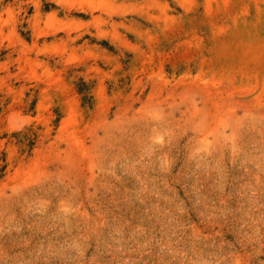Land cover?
<instances>
[{"label":"rangeland","instance_id":"1","mask_svg":"<svg viewBox=\"0 0 264 264\" xmlns=\"http://www.w3.org/2000/svg\"><path fill=\"white\" fill-rule=\"evenodd\" d=\"M0 264H264V0H0Z\"/></svg>","mask_w":264,"mask_h":264}]
</instances>
